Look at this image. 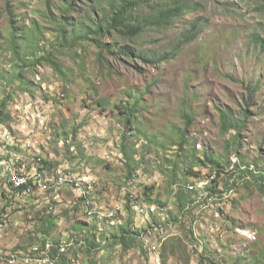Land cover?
Listing matches in <instances>:
<instances>
[{
    "label": "rangeland",
    "instance_id": "1",
    "mask_svg": "<svg viewBox=\"0 0 264 264\" xmlns=\"http://www.w3.org/2000/svg\"><path fill=\"white\" fill-rule=\"evenodd\" d=\"M97 1L0 0V159L66 179L57 201L3 212L0 251L38 238L73 242L63 264H264V0H185L165 27L139 7L131 41L83 31Z\"/></svg>",
    "mask_w": 264,
    "mask_h": 264
},
{
    "label": "trees",
    "instance_id": "2",
    "mask_svg": "<svg viewBox=\"0 0 264 264\" xmlns=\"http://www.w3.org/2000/svg\"><path fill=\"white\" fill-rule=\"evenodd\" d=\"M105 2H106V6L103 7L104 9H102V6H100V10H101L100 19L95 20L93 22H88V21L84 22L85 28H83V31L88 32L89 34L95 35L97 37L102 36L104 33L115 32L121 38L130 40V41L132 39H135L138 35L141 34L142 29H143L142 25H144V24H140V21H137L136 23L132 22L134 19L135 9L139 7H146L150 10V14L146 17H143L142 19V21L145 24L152 23L154 26H157V27H165V26L172 25L173 21L180 16V14L183 12L186 6L185 0H171L169 8L161 7L159 3H158V7H155L156 6L154 4L155 1H152V0H144L143 2H140V0H106ZM97 4H100L99 0L97 1ZM34 32L38 34V31H34ZM185 38L186 40H188V42H191L194 40L195 35H193L191 32L190 33L188 32ZM253 41H255L256 43H258L260 46L264 48V37H260V35L257 34L254 36ZM97 47L100 49L99 51L102 52L103 46L102 47L98 46V41H97ZM9 101H10V97L9 95H7L0 102V126H4L9 119L10 115H9V112L7 111V105ZM131 116H132V113L128 114L129 118L126 119V124L128 125V127L132 124V120L130 119ZM123 153L125 152L123 151ZM214 167L217 168L218 164H216V166ZM213 172L218 174V170H214ZM213 172L211 173V175L213 174ZM11 190H18V189H14V187L11 185ZM182 191L186 192L187 194L190 193L189 192L190 190L188 191L184 189ZM212 192H213V189L210 188V193L213 194ZM7 194H3V195H7ZM185 207L186 205L183 206L182 209H184ZM2 211H4V209H2ZM131 224H132V219L129 218L128 223H126V225L121 228L122 235L119 239V243L126 240L124 239L123 235H126V236L130 235V231L127 229V227L131 226ZM46 241L47 242L50 241L49 243L52 242L54 245L59 244L57 241L54 242V240H47V239L43 240V242L41 243H39L38 240L36 239L34 240V244L38 243L39 249H42L47 244ZM27 248L28 247H25L26 251L24 250V252H27L28 250ZM50 256L53 259L57 258L58 259L57 263L63 264L64 261L66 262L65 260L66 255L57 256L55 249L51 250ZM57 263H54V264H57Z\"/></svg>",
    "mask_w": 264,
    "mask_h": 264
},
{
    "label": "bare ground",
    "instance_id": "3",
    "mask_svg": "<svg viewBox=\"0 0 264 264\" xmlns=\"http://www.w3.org/2000/svg\"><path fill=\"white\" fill-rule=\"evenodd\" d=\"M41 162H42V160L40 158H38V160L34 164L41 163ZM0 164H6L7 165V171L8 172H15V178L21 179V182H11V185L14 187V189L24 190V196H31V194H34V190H36V185L43 187V188H53V186L58 184V183H66V179L63 178L62 176H59L58 178L56 176V178H57L56 180H51V179L46 180L44 178L43 170H45V169H43V167H40V169L36 173V176L32 177L31 171H27L26 167H19V165H17V163H15V162L13 163L12 161H5L4 159H0ZM212 175L210 176V180H214L213 179L214 176H212ZM67 183H68L67 185H71L73 187H76L77 188L76 191H78L80 193L81 197H83V196L85 197L87 195L86 192L85 193L82 192V190H84V189H79L80 184H78L77 181H75V180L68 181L67 180ZM1 184H2L1 195H3L4 194L3 185L5 184L6 187L9 188V184L8 183H1ZM187 190L192 191L193 189H187ZM201 191H202V189L200 190V192ZM7 193H9V189L7 190ZM49 196H56V189H49ZM26 198L27 197H21V201L26 200ZM209 199H207V200H209ZM55 201H57V200H55ZM140 210H143L144 215L140 212ZM135 212L138 216L144 218L146 215H154V216H156L158 214L160 215L161 213L165 212V209L163 207H157V206H153V205H150L149 207H143V206L139 205L138 207L135 208ZM93 214L94 213L92 211L87 212V215H89V216H92ZM72 243L73 242L62 241L61 243L54 245L52 242L51 243L47 242V244H49V247L57 248V250H58L57 256H59V255L60 256L61 255L67 256L68 248L72 245ZM0 252H1L0 259H7L5 252H3V251H0ZM50 252H51V250H49L43 257H40V258L29 259V260H27L26 258H19L15 261H11L9 263H19L20 262L21 264H54L57 262L58 259L57 258H55V259L51 258ZM154 253H156V252H154ZM21 255H29V248H28L27 252L23 251L22 253L20 252L18 254L17 253L13 254V253L9 252L8 258H17V256H21ZM69 255H70V251H69Z\"/></svg>",
    "mask_w": 264,
    "mask_h": 264
},
{
    "label": "built area",
    "instance_id": "4",
    "mask_svg": "<svg viewBox=\"0 0 264 264\" xmlns=\"http://www.w3.org/2000/svg\"><path fill=\"white\" fill-rule=\"evenodd\" d=\"M40 167H42L41 163L32 164L30 168H27V171H31V176L35 177ZM11 182H21V179L15 178V172H8L6 164H0V201L2 202V204L0 203V234L5 230V228H7L8 222L3 212L5 211L8 215V208H20L21 197H31L34 195L38 196L39 194H44L46 195L47 203L50 204L52 200H58V193L59 190H61L60 188L66 185L65 183H58L54 185L53 188H43L36 185V190H34V194H31V196H24V190H11ZM1 183L9 184V195H1ZM49 189H56V196H49ZM2 209H4V211H2ZM140 212L143 214V210H140ZM52 249H55L57 253V248L49 247V244L45 245L44 248L39 249L38 243H35L33 246L29 247V255H21L17 256V258L7 257V259H0V264H8L9 262L15 261L19 258H26L27 260L40 258ZM6 250L12 251V249H9L8 247H6Z\"/></svg>",
    "mask_w": 264,
    "mask_h": 264
},
{
    "label": "crops",
    "instance_id": "5",
    "mask_svg": "<svg viewBox=\"0 0 264 264\" xmlns=\"http://www.w3.org/2000/svg\"><path fill=\"white\" fill-rule=\"evenodd\" d=\"M37 240H38V238H37ZM16 249H25V247H20V248H16Z\"/></svg>",
    "mask_w": 264,
    "mask_h": 264
}]
</instances>
